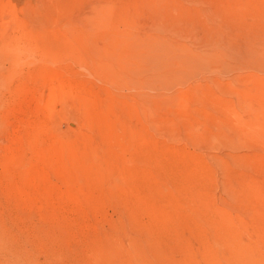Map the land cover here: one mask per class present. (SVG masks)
<instances>
[{
  "label": "rangeland",
  "instance_id": "1",
  "mask_svg": "<svg viewBox=\"0 0 264 264\" xmlns=\"http://www.w3.org/2000/svg\"><path fill=\"white\" fill-rule=\"evenodd\" d=\"M0 264H264V0H0Z\"/></svg>",
  "mask_w": 264,
  "mask_h": 264
}]
</instances>
